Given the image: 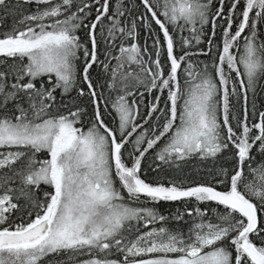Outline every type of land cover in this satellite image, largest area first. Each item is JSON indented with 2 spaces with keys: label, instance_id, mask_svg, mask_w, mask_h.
I'll return each mask as SVG.
<instances>
[{
  "label": "snow or ice",
  "instance_id": "1",
  "mask_svg": "<svg viewBox=\"0 0 264 264\" xmlns=\"http://www.w3.org/2000/svg\"><path fill=\"white\" fill-rule=\"evenodd\" d=\"M0 10V264H264V0Z\"/></svg>",
  "mask_w": 264,
  "mask_h": 264
},
{
  "label": "trees",
  "instance_id": "2",
  "mask_svg": "<svg viewBox=\"0 0 264 264\" xmlns=\"http://www.w3.org/2000/svg\"><path fill=\"white\" fill-rule=\"evenodd\" d=\"M139 2V0H137V3ZM13 3H15V0H13ZM29 8H34L35 5H30V6H26ZM4 13L2 10H0V16H2ZM13 23V18L11 16H8L5 18L4 21V28L0 29V30H6L8 27H10ZM144 36V33L141 32V37ZM141 42H143V40H141ZM94 73H95V69H94ZM264 82V81H262ZM257 104L259 107H261L262 109H264V93H260V95L257 98ZM238 107V106H237ZM257 159H259V157H257ZM151 162V153L149 154V158L145 161V166H147L149 163ZM196 161H192L191 164H195ZM151 206V205H150ZM189 207H191L192 205L189 204ZM207 205H202V207H206ZM213 207H215V205H212ZM159 211L164 214V215H168L169 213H174L176 212L178 209L183 211L184 209V205L180 204V203H161L159 205L156 206ZM187 219V217H186ZM170 227H176V222H172L170 225Z\"/></svg>",
  "mask_w": 264,
  "mask_h": 264
}]
</instances>
